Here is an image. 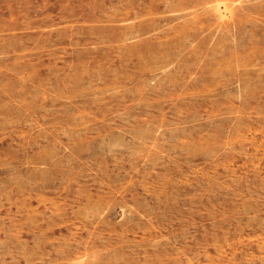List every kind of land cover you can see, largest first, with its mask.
Wrapping results in <instances>:
<instances>
[{"label":"rangeland","instance_id":"obj_1","mask_svg":"<svg viewBox=\"0 0 264 264\" xmlns=\"http://www.w3.org/2000/svg\"><path fill=\"white\" fill-rule=\"evenodd\" d=\"M221 1L0 0V264H264V0Z\"/></svg>","mask_w":264,"mask_h":264},{"label":"bare ground","instance_id":"obj_2","mask_svg":"<svg viewBox=\"0 0 264 264\" xmlns=\"http://www.w3.org/2000/svg\"><path fill=\"white\" fill-rule=\"evenodd\" d=\"M223 1H224V0H223ZM223 1H221L222 3H221V2H220V3L223 4ZM216 2H217V1H216ZM218 2H219V1H218ZM224 3H225V1H224ZM221 4L218 5V4L215 3L216 6H215V7H212V10H216V13H218V15L221 14V7H220ZM223 5H225V4H223ZM213 8H215V9H213ZM228 8H229V7H227L226 10H228ZM222 10H224V9L222 8ZM214 13H215V11H214ZM218 15H216V16H218ZM222 15H223V14H222ZM220 16H221V15H220ZM220 16H219V17H220ZM223 17H224V16H223ZM221 19H222V18H221Z\"/></svg>","mask_w":264,"mask_h":264}]
</instances>
